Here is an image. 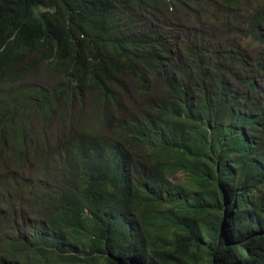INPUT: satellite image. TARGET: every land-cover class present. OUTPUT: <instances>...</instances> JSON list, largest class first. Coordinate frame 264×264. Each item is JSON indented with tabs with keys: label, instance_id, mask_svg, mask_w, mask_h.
Wrapping results in <instances>:
<instances>
[{
	"label": "trees",
	"instance_id": "obj_1",
	"mask_svg": "<svg viewBox=\"0 0 264 264\" xmlns=\"http://www.w3.org/2000/svg\"><path fill=\"white\" fill-rule=\"evenodd\" d=\"M0 169L1 258L264 264V0H0Z\"/></svg>",
	"mask_w": 264,
	"mask_h": 264
},
{
	"label": "rangeland",
	"instance_id": "obj_2",
	"mask_svg": "<svg viewBox=\"0 0 264 264\" xmlns=\"http://www.w3.org/2000/svg\"><path fill=\"white\" fill-rule=\"evenodd\" d=\"M253 1H254V4L256 6L258 4H261V2H262V0H253ZM41 78L42 77H40V76H37L36 78H31L29 80V83L33 84L34 86L38 85V86H42V87H49V86H51L53 84L52 82L45 81L44 79H41ZM31 129H33L32 131L36 132L37 134H40L43 131V128L41 127V124H38L37 122H34L33 124L30 125V130ZM50 134H51V132H49L48 130H44L43 131V135L41 136V138L48 141V139L50 138ZM34 141H36V140H34ZM37 146L38 145L36 144L35 147H37ZM4 158H5V156H2V159H4ZM32 161H35V160L31 159L30 162H28V164L31 167L30 171L34 170L35 171V175H36V172H38L39 169L36 167L35 163H32ZM10 163H11L10 159L3 160L2 168L5 167V166H8V168H9L8 171L11 172V173H8V174H10L8 176V178L11 177L13 175V173L15 172V170L11 167ZM2 175H3V171H1V174H0L1 178H2ZM176 181L184 182L185 178L182 175H179L177 177H174V182H176ZM34 182H36V181L31 182L29 185L32 186L34 184ZM0 185H2L1 181H0ZM4 193H8L9 198L20 200V201H25L29 197V190L26 189V186L22 187V192L19 195H15V194L11 193L10 191L8 192V190L6 192H4Z\"/></svg>",
	"mask_w": 264,
	"mask_h": 264
},
{
	"label": "clouds",
	"instance_id": "obj_3",
	"mask_svg": "<svg viewBox=\"0 0 264 264\" xmlns=\"http://www.w3.org/2000/svg\"><path fill=\"white\" fill-rule=\"evenodd\" d=\"M118 161H120L127 169V171L131 172V173H138L140 172L141 168H137L136 165L133 163V161H131L130 157H129V152L127 153H122L121 155H119ZM5 208V207H4ZM5 213L7 214V217H10L12 220L14 221H18L19 218L26 212L25 209H13L12 211L8 210L7 208L4 209ZM88 214V211H86ZM38 222H31L30 226H28V229L26 231H28V239L29 241L31 239H33L35 242H39L40 238L38 236V233L36 232V230L32 229L31 227L33 226H37ZM0 264H23V262H16L13 260H9L6 258H1L0 257Z\"/></svg>",
	"mask_w": 264,
	"mask_h": 264
}]
</instances>
